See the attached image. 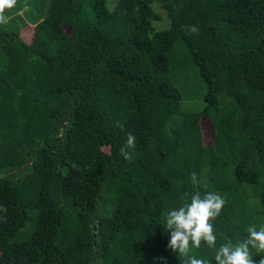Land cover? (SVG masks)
I'll list each match as a JSON object with an SVG mask.
<instances>
[{
  "label": "trees",
  "instance_id": "obj_1",
  "mask_svg": "<svg viewBox=\"0 0 264 264\" xmlns=\"http://www.w3.org/2000/svg\"><path fill=\"white\" fill-rule=\"evenodd\" d=\"M6 15L0 264H180L162 217L197 190L226 197L217 247L264 225V0H18ZM191 66L198 109L175 76ZM191 254L215 264L203 243Z\"/></svg>",
  "mask_w": 264,
  "mask_h": 264
},
{
  "label": "clouds",
  "instance_id": "obj_2",
  "mask_svg": "<svg viewBox=\"0 0 264 264\" xmlns=\"http://www.w3.org/2000/svg\"><path fill=\"white\" fill-rule=\"evenodd\" d=\"M17 2L18 0H0V25L9 22L6 12L15 8ZM185 31L187 34L198 35L200 30L196 25H188ZM117 126L123 130V125L119 122ZM135 141V136L128 133L125 145L120 148V155L128 162L133 158L128 149L135 148ZM189 179L193 186L201 183L195 172L190 174ZM181 200V206L162 217L164 229L169 235L167 247L177 254L180 264H211L209 260L191 254L192 248L200 249L202 243L215 251V264H255L252 249H255L256 255L261 256L259 264H264V225L259 230L255 225H250L243 241L233 243L231 239H227L217 247L218 238L212 222L221 214L227 203L226 197L211 191L202 195L197 190L185 192ZM0 211L6 212L7 209L0 205Z\"/></svg>",
  "mask_w": 264,
  "mask_h": 264
},
{
  "label": "rangeland",
  "instance_id": "obj_3",
  "mask_svg": "<svg viewBox=\"0 0 264 264\" xmlns=\"http://www.w3.org/2000/svg\"><path fill=\"white\" fill-rule=\"evenodd\" d=\"M33 7V6H31ZM22 20L26 21V18L29 17V14H26L25 10H17L16 12ZM14 15V14H13ZM19 21V19H16ZM164 24V21L158 23V26H162ZM167 24V23H166ZM167 26V25H165ZM164 26V27H165ZM175 46H180L179 43H175ZM183 50V49H182ZM177 73L176 80L179 81V88L182 93V105L185 108L193 107L195 109L200 108L202 105V96L205 92V85L203 81L198 76L195 68L192 66L189 67L184 74L178 75ZM178 86V85H177ZM185 102V103H184ZM203 138L207 142L209 138L211 137V127L207 123L206 127H203Z\"/></svg>",
  "mask_w": 264,
  "mask_h": 264
}]
</instances>
